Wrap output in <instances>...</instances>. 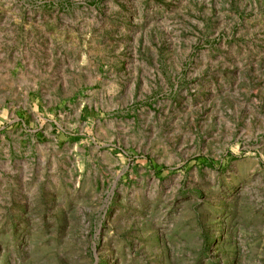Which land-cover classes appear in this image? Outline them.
I'll return each mask as SVG.
<instances>
[{
    "label": "rangeland",
    "instance_id": "374dc122",
    "mask_svg": "<svg viewBox=\"0 0 264 264\" xmlns=\"http://www.w3.org/2000/svg\"><path fill=\"white\" fill-rule=\"evenodd\" d=\"M0 264H264V0H0Z\"/></svg>",
    "mask_w": 264,
    "mask_h": 264
}]
</instances>
